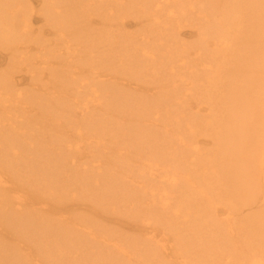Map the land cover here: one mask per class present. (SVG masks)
Wrapping results in <instances>:
<instances>
[{"label": "bare ground", "instance_id": "6f19581e", "mask_svg": "<svg viewBox=\"0 0 264 264\" xmlns=\"http://www.w3.org/2000/svg\"><path fill=\"white\" fill-rule=\"evenodd\" d=\"M26 1V2H25ZM2 0V4H7L2 8V12L6 15L11 14L12 19H8V28L2 26V18L0 16V49L8 51L9 56L12 57L15 51V58L17 55L22 56L20 62H17V68H24L28 72L30 79H38L41 69L49 71V74L58 76V69L62 66V62L57 54L53 53L54 44L51 43V47L42 46L39 48L35 42L28 41H17L19 29H27L29 27V18L22 17L18 18L15 13H21L26 8L33 12L31 0ZM36 0L38 3H42L38 14L42 15L43 20L51 27L47 30V34L54 36V40L61 39L65 42L71 33H75V28L78 27L79 37L81 38L86 32L93 29V23L78 21L77 19L82 18V12L74 5H77L83 0ZM154 4L151 7L146 5L142 6V11L139 10L134 18H139L141 15H146L155 5L159 8L161 4V10L163 6L168 3H175L176 0H154ZM198 5H201V11L205 12L203 16L207 19V31L203 32L202 35L197 36L196 43L192 40L176 37L175 22L169 21L170 25V39L164 42H157L160 46L158 51L167 52L168 56L175 57L181 56L183 51L191 47H201L205 52H195L194 55L201 59V63L189 67V71L185 73L184 86L187 88L190 98L194 99L198 110L207 111L210 115L198 119L197 123H193L189 120L182 121V130L179 129L177 136L173 139L171 144L165 149L161 145L164 143L163 134L158 131L159 117H154L153 121L146 120L148 117H123L127 118L131 124L126 126L113 125L109 129V132L113 136V145L107 144L104 139V125L107 122L108 117H98V120L93 121L91 119L77 120V119H54L49 120L45 117H0V144H4L6 149H2L0 145V153L10 155L7 158H0V221L2 220L6 225V231L19 232L24 224H27L32 218V213H26L19 215L14 213L11 208L6 209L9 204L15 206V210L20 211L26 206L33 204H41L42 209H39L43 213H51L55 216L56 211L64 208L68 212L74 206L73 203L66 202L63 204L62 197H59L60 204L55 199L54 188L58 185L65 184V186L75 187L78 186L83 190L84 193L91 191L90 184H84L83 181H89L88 177L83 174H77L78 168L81 166V162H77L80 153L77 151L78 147L72 145L69 141L71 140L69 130L76 128L78 137H81V133L86 137L87 145L97 153L100 151L104 154L105 161H98L106 166L108 176L112 180L121 182L124 185V192H131L134 187L131 183L129 173L133 172V164L130 156L136 155L137 161L139 159H145L146 155L143 149H147V153L153 154V156H161L162 152L173 150V141L180 148V153H171L174 156L179 155L181 163L188 161L196 156L203 154V149L206 146L204 137L206 135L198 136L196 129L199 124L206 125L211 131L215 142L218 141V136H221V151L222 155L220 158V165L222 167L214 166L216 163V155L210 153L208 161L211 163L209 169L204 170L206 179L208 177L214 178L216 185L219 184H230L232 192L229 194L231 203H239L238 206L243 205L247 210H255L256 214L252 217H246V220H252L253 225L250 229L251 236L255 242H248L244 238L243 244L238 245L236 238H239V222L236 219L238 215V209L232 206H227L225 203L215 200V193H211L209 197L204 192L203 200L200 198H194L196 206H198L202 213L205 222L211 227L212 236L209 239H204V243L198 245V251L200 255L206 256L211 264H264V15L259 12H264V0H195ZM231 1V2H230ZM88 7H98L100 2H94L93 0H87ZM159 2V3H158ZM230 2V4H228ZM254 2V3H252ZM157 3V4H156ZM241 4H249L250 12L246 15V20L243 17L239 18ZM175 5V4H174ZM8 6H13V9H9ZM248 6V5H247ZM77 8V9H75ZM98 7L97 9H99ZM9 9V12H8ZM73 9V10H72ZM65 13V15H64ZM72 15V16H69ZM232 15H235L236 20H233ZM169 16V15H167ZM75 17V18H74ZM174 17V13H173ZM159 19V20H158ZM157 19V23L160 22L161 18ZM11 20V21H10ZM65 20L69 27H65L60 21ZM77 20V21H75ZM238 20L241 22L238 23ZM10 21V22H9ZM110 18L107 21L106 27L112 28ZM78 22V23H76ZM52 23V24H50ZM73 24V25H72ZM166 22H162V29L155 27L158 33H163ZM53 25V26H51ZM236 26V30L234 29ZM252 25L253 27H249ZM122 26V23H121ZM15 27V30H13ZM241 28V29H239ZM120 32L121 27L116 28ZM5 31V33L3 32ZM43 30L40 29L39 33ZM113 36L112 31H102L99 37L103 41H107L108 37ZM72 38L69 39V41ZM88 44H94V37H86ZM237 39V40H236ZM73 40V39H72ZM15 41V43H12ZM238 41V42H237ZM6 42V44L1 43ZM166 43V44H164ZM74 44L78 46V50L86 49L85 45L82 44L81 40H74ZM34 46V47H33ZM209 46L212 48L210 49ZM247 47V48H246ZM39 48V49H37ZM178 48V50H176ZM245 48L249 49V53H245ZM35 50L36 53L42 52L43 55L49 54V57L38 59L35 57H29L25 59L26 50ZM76 56L81 58V55L76 51ZM240 53L241 59L238 60ZM232 54L237 57V61L233 60ZM248 54L251 56L248 58ZM206 55V57H204ZM246 55L247 57H245ZM152 56V55H150ZM204 57V58H203ZM228 62V63H227ZM16 63V62H15ZM69 64V63H68ZM38 67L39 71L36 69ZM85 66V65H83ZM33 68V69H31ZM61 70V69H59ZM62 71V70H61ZM91 79L86 81V88H88L94 96H98L99 85L106 93L111 95L114 90L113 87L106 84L111 83V78L116 76L109 75V78L104 77L101 81L95 80L92 77L93 72L90 70ZM63 72V71H62ZM82 71L78 69H72L69 71L70 76L73 74L80 75ZM237 75L240 81H237ZM138 76V75H136ZM40 77H42L40 75ZM0 79V85H1ZM240 82V83H238ZM237 86H240L238 88ZM47 90H51V86H46ZM71 88V85L69 84ZM84 87L83 83L76 81L75 87L72 91H78V88ZM138 88H133L137 90ZM32 90L38 92V88ZM46 90V88H45ZM53 93V91H52ZM46 93L44 92V95ZM57 94H59L57 92ZM108 95L106 100L110 97ZM129 97V94L126 93ZM91 99H89L90 101ZM96 101L94 106H99L100 101ZM119 101V97H117ZM117 101L113 100L108 105L104 102V106H112ZM126 105H129V101L124 100ZM233 103V105H232ZM32 110H30V109ZM28 111H33L34 108L28 107ZM87 109V106H85ZM232 111V116H229L227 111ZM112 118L115 123L118 119ZM16 120V122H15ZM63 121V122H62ZM18 123V127L16 126ZM50 125V126H49ZM66 126V129L63 127ZM84 132L86 134H84ZM167 133V132H166ZM203 137V138H201ZM84 147H82L83 149ZM2 149V151H1ZM68 150V152L66 151ZM80 150V149H79ZM161 151V152H160ZM191 160V162H192ZM137 163V162H136ZM85 164V162H84ZM217 164V163H216ZM3 168H2V167ZM4 166L11 169L15 166L16 170H21L31 174H25L23 177L26 179L38 180L37 185L32 180H24L19 184L20 179L15 175V185H12V179L8 173H2ZM102 165L97 166L98 170L101 169ZM157 167V165L155 166ZM154 167V168H155ZM183 167L181 174H186V169ZM217 168V169H216ZM174 170L173 168H170ZM84 171V169H83ZM176 172V171H175ZM172 173V172H171ZM153 175V171H152ZM203 175V176H204ZM172 177H168L169 181L174 183L178 181L176 174L172 173ZM36 177V178H35ZM171 179V180H170ZM189 179L183 181L189 183ZM232 183V184H231ZM190 184V183H189ZM192 184V182H191ZM206 190L207 185L205 183ZM138 188V185L136 186ZM139 191V188L137 189ZM42 191V196L38 195V192ZM71 191V190H70ZM114 194L116 191L112 189ZM143 191L142 194H145ZM162 203L163 208L167 209L170 207V203ZM10 205V206H11ZM60 205H65L62 207ZM9 206V207H10ZM241 210V209H239ZM168 215V218L163 220L174 228V224L178 221L179 217L182 216L180 213ZM78 213V212H77ZM148 214V218H143L139 223L140 225L132 226L127 224L128 228L135 230L139 228L144 222L145 227L148 225L149 220L154 218L157 219V213L153 211L145 212ZM41 220H44L42 213H36ZM79 214V213H78ZM167 213L163 214L166 215ZM62 219L65 217L60 216ZM80 218V217H76ZM56 221V218H54ZM168 219V220H167ZM71 217L66 219V222H70ZM185 220V219H183ZM59 223H55V227L48 221H42L40 223V234L46 236V229L53 228L56 231L55 239L48 241V238H40L33 243L36 251L39 248H44L48 254V260L52 263H64L69 259L73 260L74 264L82 263V255L79 259L71 258V254L75 251V248L71 241L67 239L69 234V226L66 224L63 227V221L60 219ZM147 222V223H146ZM243 222V220L241 221ZM33 223L30 222V226ZM82 229L90 228L93 225L92 221L83 222ZM227 233V240L223 237V229L221 230V241L216 239L215 235L218 230L223 228ZM95 228L102 230L101 225L95 224ZM152 228V227H149ZM91 234L90 231L78 233ZM94 234H91V242L94 244L92 238ZM77 236V235H76ZM99 236L98 235V239ZM78 237V236H77ZM102 237V236H101ZM236 240V244L229 248L231 245L232 238ZM180 237L177 235V241ZM149 242L145 243L140 249L143 252L144 257H151L154 264H191L190 261L182 259L180 255L176 256L174 248L171 246L169 249L164 251V244L159 242L163 248L162 255H157L153 252V244L155 239L153 236H148ZM166 238H163L165 240ZM23 241H28L24 239ZM101 243L97 245L99 248L93 250V254H88V257L92 264H101L100 260L103 258V248L107 253L109 261L113 264H132L130 263V255L128 248L135 249V243L132 247L125 246L124 244L117 243H105L102 245L103 240H99ZM82 244V248H85L86 244L78 241ZM127 244V243H126ZM95 246V245H93ZM237 246L241 249L238 252ZM257 246V247H256ZM96 247V246H95ZM256 247V248H255ZM20 248V247H19ZM18 248V249H19ZM18 249L11 244V241L6 237H0V253L3 255L0 257V264H13L20 262L22 255ZM160 251V248L158 247ZM246 251V252H245ZM40 254L43 251H38ZM161 252V251H160ZM230 254H235L234 260L228 261L227 258ZM87 255V254H85ZM83 255V256H85ZM135 257H138L135 255ZM1 260L3 262H1ZM25 260V259H24ZM24 260L21 262L23 264ZM141 261V259H138ZM147 264V263H144Z\"/></svg>", "mask_w": 264, "mask_h": 264}, {"label": "rangeland", "instance_id": "374dc122", "mask_svg": "<svg viewBox=\"0 0 264 264\" xmlns=\"http://www.w3.org/2000/svg\"><path fill=\"white\" fill-rule=\"evenodd\" d=\"M74 1L72 0L71 2ZM93 1L100 2L99 9H97L98 7H88L87 0H83V2L74 5L84 12L81 15L82 18L77 20L87 23V18L89 17L93 23V29H90L91 31L86 32L80 38L78 27H76L75 33H71L65 42L61 39L53 42L54 36L46 33L51 27L43 20L42 15L37 13L42 3L31 0L33 12L31 11L30 13V10L26 8L21 13H15L19 19L22 17L29 18V27L24 29V31L23 28L19 29L18 33H16L18 36L17 41H28L29 44L35 42L39 45V48L45 46L49 47V49L51 43H55L53 53L59 56L62 66L56 69L58 76H53L49 74L48 70L41 69L38 79L32 80L26 69L21 68L22 66L20 68L16 66L17 62H20L22 59V56L17 55L18 58H15L14 51L13 56L10 57L8 51L0 49V79L2 81L0 85V117H12V120L15 117H45L49 120L48 124L50 120L54 119L66 120L74 118L77 120L91 119L96 121L98 117H108L104 125L105 133L103 139L109 145L114 144L113 136L109 132V129L113 125L128 127L131 124L127 118L123 117H148L146 120L149 121H153L154 117H159L157 129L160 136L161 134L164 136V143L161 146L166 149L171 144L172 138L174 139L177 136L171 132L178 133L179 129L182 130L183 120L197 123L199 121L198 119L210 115L207 111L198 110L194 99L190 98L183 81L186 77L185 73L189 71V67L195 66L196 63H201V59L195 56L194 53L205 52V50L203 46H194L183 51L181 56L175 57L174 59L168 56L167 52L163 51L162 53L161 50L158 51L160 46L157 42H164L170 39L169 21H171L175 22L176 37L192 40L193 43H196L197 36L207 31V19L203 17L206 13L201 11V5H198L195 0H176L175 3H168V5L163 6L162 10L161 4L159 8L155 5L148 12L144 10L146 15L134 18L139 10L142 11L143 8L141 5L151 7L155 1ZM6 5L2 4V0H0L2 26L5 25L8 28V19H13L11 14L6 15L2 12V8ZM241 5L239 18L243 17L244 19L241 21L245 22L246 15L254 11L250 10L249 4H247L248 6L246 4ZM8 8L13 9L15 12L13 6H8ZM259 13L264 15L262 10ZM69 16L72 15L69 14ZM159 17L161 20L157 23L156 21ZM110 18L113 20L111 22L112 28L107 29L106 24ZM232 18L236 20L235 15H232ZM163 21L166 22L165 29L160 34L154 28L158 27L162 29ZM241 21L238 20V23ZM60 23L70 28V25L68 26L65 20L60 21ZM117 27H121L120 32L117 31ZM233 27L236 30V26L233 25ZM249 27L252 28L253 26L250 25ZM40 29L43 32L38 34ZM13 30H15V27ZM104 30L112 31L113 36L108 37L107 41L102 42L99 35ZM3 32L5 33V31ZM86 37H94L95 43L88 44L91 41L87 40ZM70 38L73 40L71 39L69 41ZM78 39L82 41L80 45H85L86 49L78 50L83 48H77L78 46L74 44V40ZM1 43L6 44V42ZM12 43H15V41ZM209 48L211 49L212 47L209 46ZM246 48L244 52L247 54L249 53V49ZM26 51H28L25 56L26 60L29 57L32 59L35 56H38L36 57L38 59L49 57L47 53L43 55L42 52L36 53L35 50L30 51L28 49ZM76 51L80 53L81 58L76 56ZM241 54L238 58L239 62L242 56ZM234 55L232 54L231 57H233L234 61H237V57ZM244 56L247 57L246 55ZM250 56L251 54H248V58ZM35 67L39 71L40 68ZM72 69H78L82 73L80 75L73 74V76H70L69 71ZM90 69L93 72L92 77L102 83H106L101 81L104 77L109 78L110 74L116 76L115 78H111V83H106L114 88L111 95L106 93L100 85L97 97L86 88L85 82L91 79L90 71H88ZM236 79L240 81L238 75ZM76 81L83 83L84 87L78 88V91H72ZM46 86H51L52 89L47 90ZM134 87L138 89L133 90ZM237 87L240 88V86ZM33 88H38V92L32 90ZM44 92L46 93L45 95ZM126 93L129 94V97L126 96ZM108 95L110 97L106 100ZM117 97H119V101ZM94 98L100 101L99 106L93 105L96 103ZM89 99L91 100L89 101ZM113 100L117 102L112 106H107ZM124 100L129 101V105H126ZM104 102L107 105L104 106ZM85 106H87V109H85ZM28 107L34 108L33 111H28ZM227 113L229 116H232L231 110L227 111ZM110 117L117 118L118 122L115 123ZM16 126L18 127V123ZM63 128L66 129V126ZM76 130L74 128V130L68 131L71 135L69 142L74 146L76 145L78 147L77 151L80 153L77 162H81V166L76 173L88 177L89 181L83 182L84 184L91 185V191L84 193L78 186L70 188V186H65V184L56 186L54 188V195L57 202L60 204V201L63 200V204L68 202L73 203L74 206L70 208L71 210L69 212L65 208L60 211L59 209L61 207H59L55 216L51 213L41 212L39 210L42 209L41 204L29 205V207L26 206L20 211L15 210V206L9 204L11 206H8L6 209L11 208L16 214L23 215L32 213L33 215L30 221L24 224L17 233L14 231H6L5 221H0V237L8 238L14 248L16 247L18 249L20 247L18 249L22 255L20 262L12 260L13 264H22L21 262L24 259L23 264H57L48 260V254L44 248H39L36 251L34 243L32 248L30 242H35L41 237L48 238V241L58 237L53 228L46 229V236L41 235L40 223L42 221H48L57 227L55 225L56 222L62 224L60 219L64 222L63 227L67 224L70 228L67 239L71 241L75 248V251L71 254V258L79 259L82 255L81 264H92L88 254L94 255L93 250L99 248L97 245L101 243L99 240L104 241L102 245L105 243H117L124 244L125 246L128 245V247H132L134 242H136L135 249H127L130 255V263L154 264L151 262L153 258L144 257L142 250L139 248L140 245L143 247L145 243L149 242L148 236H153L155 239V242L152 244L153 252H156L157 255H162L161 253H163L162 246L156 243L158 240L164 244V251L172 246L176 256L180 255L182 259L190 261L191 264H211V262H208L209 260L206 256L198 254L199 251L197 254L195 253V251L199 250L201 244L204 243L203 238L209 239L212 236L211 227L205 222L201 209L196 206L194 201V198L203 200L205 191L208 197L213 192L215 193V200L238 209L236 218L239 222V238H236L239 240L238 245L243 244L244 238L248 242H255L250 231L253 221H248L245 218L252 217L256 214V211L247 210L243 205L238 206L239 203H231L232 201L229 197V194L232 192L231 185L224 183L216 185L214 178L208 177L206 179V175H204V170L209 169V166H211V163L208 161L209 155H212L210 153L216 155L217 164L213 163L212 165L222 167L219 161V157L222 155L220 144L221 136H218V141L215 142L213 131L206 125L199 124L195 131L198 136L206 135L207 137H201L206 140L203 154L198 157L195 156L193 160L187 159L188 161L181 163L179 155L174 156L171 154L181 152L175 140L173 141V150L171 153L170 151H166L167 153L163 151L161 156H153V154L147 153V149H143L146 153L144 155L145 159H139L137 161L138 154L130 156L133 164V172L129 173V176L134 190L128 188L131 191L129 193H123L124 185L119 181L110 179L106 171V166L98 162L105 161L104 154L101 151L98 154L97 150L91 149L87 145V140L83 136V133H81V137H78ZM84 134L86 133L84 132ZM0 141H3V138H0ZM0 145L2 149H6L4 144ZM82 147L84 148L82 149ZM66 151L68 152V150ZM9 156L0 153V158H7ZM99 164L102 167L98 170L97 166ZM156 165L157 167H155ZM183 167L186 169V174H181ZM1 172L9 174L12 179V185L13 183L15 185V175L23 179L19 181V184L24 180H32L36 185L38 183L36 179L24 178L23 176L25 174L31 173L16 170L15 166L11 169L4 166V170H1ZM171 172L174 175L176 174L178 181L176 180L174 183L169 181L168 177H172ZM184 179H189L190 184L183 181ZM205 183L208 187L207 190ZM137 185L139 191L136 188ZM112 189L116 191L115 194L112 192ZM143 191H146L145 194H142ZM38 195L42 196V191H39ZM59 197H62V199L59 200ZM163 202L170 203V207L167 209L163 208ZM60 206L65 207V205ZM174 210H177L176 213H180L182 216L175 222L177 227L174 224V228H172L162 218L163 216H165V219L168 218V215L174 214ZM149 211L156 212L157 219L149 220L146 227L144 222L135 230L128 228L127 224L135 227L136 224L140 225L139 222L143 218L149 219L148 214L145 213ZM36 213H42L44 220H41ZM165 213L167 214L163 215ZM60 216L66 217L62 219ZM68 217H71L70 222H66ZM76 217L80 218L76 219ZM54 218L59 219V221H56ZM89 220L93 222V225L83 230V222ZM242 220L243 222H241ZM30 222L33 223L32 226H30ZM95 224L101 225L102 230L95 228ZM222 229L223 237L227 240V235L224 234L225 229L223 227L215 235L219 241H221ZM87 231L94 234L92 236L94 244L91 242V234H81L80 236L78 234ZM225 233H227L226 230ZM98 235L102 237L99 236L100 239H98ZM177 235L180 237L178 239L180 245L177 241ZM163 238L166 239L163 240ZM24 239L28 241H23ZM230 239L231 245L229 248L237 245L233 237ZM78 241L85 243V248L81 249L82 244H79ZM199 244L200 246L198 247ZM158 247L161 252L158 250ZM237 249L238 252L241 251L238 246ZM38 251H43L44 253L40 254ZM2 255L3 253H0V257ZM135 255L138 257H135ZM234 258L235 254H230L226 260L228 262L234 260ZM138 259H141V261ZM1 262L3 261L1 260ZM100 263L113 264L109 261L105 248H103V258L100 260ZM60 264H74V262L69 259L67 262Z\"/></svg>", "mask_w": 264, "mask_h": 264}]
</instances>
